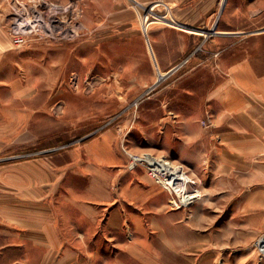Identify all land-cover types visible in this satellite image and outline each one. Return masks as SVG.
<instances>
[{
	"label": "rangeland",
	"instance_id": "1",
	"mask_svg": "<svg viewBox=\"0 0 264 264\" xmlns=\"http://www.w3.org/2000/svg\"><path fill=\"white\" fill-rule=\"evenodd\" d=\"M15 1L60 21L12 37ZM176 1L0 0V163L24 177L15 179L14 193L24 198L15 206L31 212L41 209L42 180L61 170L74 185L109 193V208L121 200L132 226L118 247L124 264H264V168L230 166L224 152L220 158L206 104L232 63L264 62V0ZM104 133L124 157L121 170L92 156L90 144ZM127 150L181 165L188 179L182 187L168 182L176 193L143 165L129 169ZM118 176L125 182L115 188ZM90 200L98 213L84 224L86 235L75 233L85 238L80 251L100 260L113 248L91 236L106 228L107 211ZM5 230L0 222V235ZM29 250L28 264H41V247ZM20 254L2 246L0 264H21L13 262Z\"/></svg>",
	"mask_w": 264,
	"mask_h": 264
},
{
	"label": "crops",
	"instance_id": "2",
	"mask_svg": "<svg viewBox=\"0 0 264 264\" xmlns=\"http://www.w3.org/2000/svg\"><path fill=\"white\" fill-rule=\"evenodd\" d=\"M206 99L208 108L214 110V137L219 141L220 158L224 152L225 156H230V166L257 164L264 168V62L260 64L259 60L247 57L232 63L224 78L209 89ZM110 140L109 133H104L100 140H93L90 144L92 156L101 160L105 166H119L121 170L120 162L124 157L118 146ZM259 156L263 158L261 163L254 160ZM238 158L246 159L245 165ZM69 172L67 174L61 170V174L48 183L45 178L42 180L41 184L47 186L46 191L41 188V209L31 212L28 207L15 206L23 205L24 199L14 193V189H20L15 186V179L23 180L24 177L14 176L10 164L0 163V222L5 224L6 229L0 235L5 238V243H0V247L9 245L19 248L21 254L13 262L21 264L30 262V244L41 247V264H124V256L120 255V252H124L118 247L126 245L125 233L130 232L132 226L124 219L121 200H115L109 208V193L100 196L95 193L96 185H74L67 180V177L70 178ZM25 177L28 178L27 173ZM122 179L118 176L113 187H120L125 182ZM90 183L94 182L91 180ZM106 188L109 191L108 186ZM93 197L98 200L97 204L102 203L101 208L105 205L107 212L104 215L106 228L95 234L92 230L94 235L91 237L100 239L102 243L99 245L108 249V252L113 248L112 252L101 256L100 260L80 251V248L86 246L85 238L80 239L81 235L75 233L83 231L86 235L89 231V227L84 224L96 216L97 206L93 204L96 202L90 200ZM69 231L78 237L73 238ZM111 231L115 234L110 235ZM120 231L123 232L122 238Z\"/></svg>",
	"mask_w": 264,
	"mask_h": 264
},
{
	"label": "built area",
	"instance_id": "3",
	"mask_svg": "<svg viewBox=\"0 0 264 264\" xmlns=\"http://www.w3.org/2000/svg\"><path fill=\"white\" fill-rule=\"evenodd\" d=\"M41 5L42 6L45 5V8H48L50 11H53V13L57 12L58 5L52 2L44 1L41 2ZM34 7L35 9L31 14L29 13V8L24 2H21V4H19L15 1L13 3L14 14L11 16L12 19H10L11 20L10 25L8 26L9 34L12 37H15L17 39H22L24 37H28L29 35L35 32H38L41 28H44V30L48 32L50 30V25H52V23L60 21V18L56 14L49 15L48 18H46L44 15L41 14V11L38 9L37 5H34ZM126 152L128 155L127 166L129 169H135L139 165H143L145 168L149 170L150 174H152L154 177L160 178L170 188L173 187V185L168 183L167 181V177H168L167 169L158 168L150 160V157H154V156L148 153L138 154V153L130 152L128 150ZM180 167L183 169L181 165ZM172 189L176 192L174 188ZM186 191H187V187H186Z\"/></svg>",
	"mask_w": 264,
	"mask_h": 264
},
{
	"label": "bare ground",
	"instance_id": "4",
	"mask_svg": "<svg viewBox=\"0 0 264 264\" xmlns=\"http://www.w3.org/2000/svg\"><path fill=\"white\" fill-rule=\"evenodd\" d=\"M159 19H162V20H165V21H168V22H174V23H178L179 25H182L184 27H186L187 30H191L193 32H197V33H211V32H205L199 28H195V27H191V26H188V25H183L179 22H177L176 20H172V19H168V18H164V17H160ZM157 67V65H156ZM163 75V73H161V76ZM150 160L152 161V163L157 166L158 168H161V169H167V172H168V177H167V181L168 182H175V184L178 186V187H182V183L181 181L185 180V179H188V176L187 174L185 173L184 170L178 168L177 166L173 165L170 161H166L165 159H160V158H154V157H150ZM186 196V195H185ZM183 196V200H187V196L185 197ZM185 197V198H184ZM261 243V247L263 248L264 250V237H262V239L260 240Z\"/></svg>",
	"mask_w": 264,
	"mask_h": 264
},
{
	"label": "water",
	"instance_id": "5",
	"mask_svg": "<svg viewBox=\"0 0 264 264\" xmlns=\"http://www.w3.org/2000/svg\"><path fill=\"white\" fill-rule=\"evenodd\" d=\"M263 30H264V29L258 30V32L263 31ZM159 80H161V79H159Z\"/></svg>",
	"mask_w": 264,
	"mask_h": 264
}]
</instances>
